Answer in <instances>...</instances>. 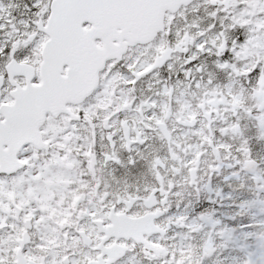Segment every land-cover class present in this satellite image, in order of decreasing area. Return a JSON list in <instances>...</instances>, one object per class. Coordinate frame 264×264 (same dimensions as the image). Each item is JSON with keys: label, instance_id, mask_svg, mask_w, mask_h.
Masks as SVG:
<instances>
[{"label": "snow or ice", "instance_id": "snow-or-ice-1", "mask_svg": "<svg viewBox=\"0 0 264 264\" xmlns=\"http://www.w3.org/2000/svg\"><path fill=\"white\" fill-rule=\"evenodd\" d=\"M0 264H264V0H0Z\"/></svg>", "mask_w": 264, "mask_h": 264}]
</instances>
